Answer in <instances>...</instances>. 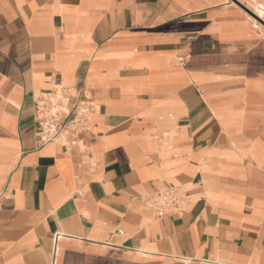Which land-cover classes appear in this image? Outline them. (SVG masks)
<instances>
[{"label":"crops","instance_id":"0c3cea01","mask_svg":"<svg viewBox=\"0 0 264 264\" xmlns=\"http://www.w3.org/2000/svg\"><path fill=\"white\" fill-rule=\"evenodd\" d=\"M55 84L96 105L67 148L37 137ZM0 264H264V27L231 0H0Z\"/></svg>","mask_w":264,"mask_h":264},{"label":"built area","instance_id":"2783aa9c","mask_svg":"<svg viewBox=\"0 0 264 264\" xmlns=\"http://www.w3.org/2000/svg\"><path fill=\"white\" fill-rule=\"evenodd\" d=\"M37 137L42 145L60 143L65 148L77 142L73 133L88 129L95 114L96 105L88 91L55 84L48 93L36 100ZM190 193L184 188L164 189L150 201V207L158 217L174 215L182 217L191 205Z\"/></svg>","mask_w":264,"mask_h":264},{"label":"water","instance_id":"95a60500","mask_svg":"<svg viewBox=\"0 0 264 264\" xmlns=\"http://www.w3.org/2000/svg\"><path fill=\"white\" fill-rule=\"evenodd\" d=\"M234 3H236L237 5H239L240 7H242L247 13H249L252 17H254L256 20H258L262 25H264V22L259 19L255 14H253L250 10H248L246 7H244L241 3H239L237 0H231Z\"/></svg>","mask_w":264,"mask_h":264},{"label":"bare ground","instance_id":"6f19581e","mask_svg":"<svg viewBox=\"0 0 264 264\" xmlns=\"http://www.w3.org/2000/svg\"><path fill=\"white\" fill-rule=\"evenodd\" d=\"M257 16L259 19L263 20L264 21V9L263 8H259L258 11H257ZM251 29V28H250ZM104 75V74H103ZM241 83V82H240ZM239 83V84H240ZM224 87V85H223ZM223 89V88H222ZM234 147V146H233ZM246 155V154H245ZM246 157L248 158V156L246 155ZM147 255V254H146Z\"/></svg>","mask_w":264,"mask_h":264},{"label":"rangeland","instance_id":"374dc122","mask_svg":"<svg viewBox=\"0 0 264 264\" xmlns=\"http://www.w3.org/2000/svg\"><path fill=\"white\" fill-rule=\"evenodd\" d=\"M256 22L258 23V24H260L261 26H263L264 27V25H262L258 20H256ZM230 114L232 115V113L230 112Z\"/></svg>","mask_w":264,"mask_h":264}]
</instances>
